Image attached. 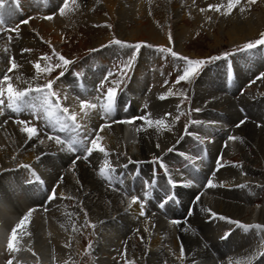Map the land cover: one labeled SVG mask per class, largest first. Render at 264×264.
<instances>
[{
    "label": "rangeland",
    "instance_id": "obj_1",
    "mask_svg": "<svg viewBox=\"0 0 264 264\" xmlns=\"http://www.w3.org/2000/svg\"><path fill=\"white\" fill-rule=\"evenodd\" d=\"M126 1L127 0H121L126 8L133 7L131 5L132 3ZM137 1L143 6L145 13H147V16L151 19L155 28L160 32L163 38L162 41L149 38L132 40L128 36H132L129 32L133 29V22L131 23L128 20H126V22H121H125V27L127 26L126 28H128L126 32L127 36H124L122 30L124 31L126 28H119L117 16L108 12L102 0H92L90 2L88 0H75V5H73L72 0H69V8L66 9L63 15L58 11L63 0H6L5 7L2 10L6 22L0 25V29H3L0 30V76L3 74L11 76L13 83L17 87H27L30 82L44 83L47 78L55 76L56 72L59 70L54 69L50 74L41 73L37 79L33 80L32 78L37 76L33 61L39 60L41 67H47L49 64L56 63L58 58L55 57L52 51L53 48L70 59L71 63L63 70V75L57 77L54 81L53 89L57 90V94L61 97V103L64 106L68 107L70 111L77 112V118L87 129L84 133L85 135L88 133L95 135L94 129H98L101 123H106V127L101 131V143H103L108 150L107 154L94 150L89 156L90 161L97 165H101L107 160L115 168L113 175L122 174L123 179L125 177L131 178L133 170H136L135 178L140 186L148 175H164V170L159 166V161L154 162L152 160L153 156H159L164 161L169 172L172 174V179L179 180L180 178L181 180L182 178H188L190 180L193 177H198L200 174L205 175L208 172L207 168L210 167V154L206 157L208 142L212 139H216L220 146L221 144H228L229 153L227 155H224V157L220 156L222 155V150H220L218 154H215L216 156L214 155L215 165L217 166V161L219 160L221 166L231 165L236 167L233 171L240 178V183L236 185H231L230 183L223 188H221L218 183L215 187L207 188L209 190L208 192L205 191L206 188H203V186L199 188L195 187L192 183H185L187 187L186 191L190 192L191 196H194L197 189H202L207 198H218L223 196L226 197V195H228V193H226L227 189L234 190L235 195L232 196L241 198L245 204L246 213H244L242 217L235 218L226 212L223 213V215L229 216L233 220H246L248 223H254L256 220L259 221L257 219L259 209L264 204V156L257 151L256 145L243 142L239 139L240 135L237 132L234 134L230 132L231 127L235 126L237 123L223 116L218 117V113L223 110L224 106L215 107L214 111L210 110L211 115H209L203 111L204 107L199 106L197 101L195 102L194 100L196 96L199 97V93L203 91V88L208 87L203 81L208 79L211 83L209 85L214 84L218 86L219 89L222 88L221 90L226 92L231 91V89L234 90L232 96L235 98L255 91L257 92V98L255 97L250 102L247 101L243 104L238 103V108L235 107V109L241 110L243 108L242 112L247 114V116H251L250 118L257 121L261 119L264 122V77H260V86L249 83L253 74H256L260 69L259 73L264 72V44L256 45L253 49L245 50L242 48L245 41L258 38L260 32L264 31V0H239V3L233 8L231 13L207 9L206 7L209 3H223L226 7L227 0ZM175 6H178V8H174ZM201 9H204V11H201ZM174 10H178L177 15L174 13ZM52 12H55L56 15L52 19H48V14ZM195 14L202 17V22L200 24L196 22ZM182 16H184L186 28L189 29V31L187 30V33L184 35L178 36L180 30L178 28V23H182ZM136 18H140L139 14L136 15ZM26 19L28 23H21V21ZM34 19L44 23H61L62 26L57 31L60 35V40L54 42L48 35L41 33L42 30H38L37 27H32L29 23ZM233 23L239 26H241V24H244V26L249 25L255 29L254 33L244 37L241 42L235 41L231 43L227 33H224L222 29L224 28L223 25L227 27ZM195 24H197L198 27H195ZM219 26L222 28L220 31L221 34L218 36L221 40L219 43L217 42V44L215 42V36L212 34L218 30ZM16 28H18V32L14 30ZM54 32L55 30L51 33ZM169 34L171 35V40H169ZM113 36L120 40L128 41V45L109 43ZM105 37V42H99L100 39ZM136 41H146L147 43L142 44L139 49H134L131 45ZM97 42L99 43L96 44ZM101 45H103V47H101ZM152 45L172 47L174 51L182 55H187L190 58L218 56L219 53L223 51L232 54L237 51L235 49H240L238 51L239 53L262 49L263 51L261 50V53L263 56H251L252 54H250L251 58H242V60L236 61V65L241 66L242 69L245 68L243 64L250 68L247 69V71L241 72L242 74L239 76L238 80L234 81L236 86L235 84L228 85L225 68L219 65H213L207 69L205 74H207L209 78H203V76H205V74H203L198 79L199 74H201L208 65L215 64V62H218L224 57L206 62L202 68L198 70L197 74L190 77L187 81H179L174 84L173 82L176 81L177 75L182 73L184 66L183 61H178V59L172 57L170 53L163 52L159 48L152 47ZM133 51L136 52L135 58L131 61V65L125 68L124 65L128 63L129 57L132 56ZM42 53H48L47 60L43 58L41 55ZM12 58L15 59L18 67L9 71ZM256 64L257 66H254ZM212 68L216 69L210 74ZM109 72L111 73V76L108 77L109 82L113 79L119 81L117 96H119L121 92H124L126 96L125 100H131L132 104L134 103L133 106L137 113L152 114L153 119L163 116L165 113L171 114L168 118H173L176 115L180 116V119L175 120L170 128L158 127L157 129L160 130L157 138L158 143L160 140H166L169 136V134L161 130L168 128L170 132L174 133L173 128L176 125L181 129L177 139L172 141L169 146L165 148L168 149V151H163L162 155L152 151L146 158H133L125 151L119 150V147L116 148L117 141H115V145H113V143L104 139L102 133L109 126L113 127L110 123L116 120V116L113 118V111L107 118L110 123L105 121L103 118V110L99 107L100 101L98 99L96 86ZM85 75L87 80H85ZM254 77L256 78V76ZM93 78H98V81ZM88 79H91L93 82L89 83ZM165 81H168V83L165 84ZM201 82H204L202 86H200ZM133 85L135 87H133ZM163 86H168V89L171 88L173 93L183 90L185 95H168L163 98L166 104L163 103L164 108H162V110H151L150 105L154 104V100L152 99L153 103H151V101H147L146 98H148L152 90L162 88ZM225 88L229 90L227 91ZM241 89H243V92H241ZM36 95L38 94H26V102L38 103L35 99ZM4 99L5 103L0 105V107L4 109L0 112V150L3 151L1 161L6 162L7 165L0 167V169H3V171H0V174L4 175V181L8 183V186H11L12 192L19 193L20 199H30L26 201L29 202L32 207L42 205L40 203L43 202L45 205L49 206L47 209L48 213H51V215L59 219V225L55 231L56 234L72 237L74 239H72V243L76 245L77 251L76 256L74 254L73 258H70V264H94L100 253L99 250H97V245L100 241V232L106 225L102 224L101 221L99 222V220L91 214V210L85 205L82 198H76L71 192H66L58 203L53 202L54 199L48 201L46 195L47 192L51 191L56 182L54 183V180L45 177L43 174V167H48L52 164H60L70 172L74 180L75 177L77 178V175L72 169V161L70 158L74 153L62 149L54 141H49L46 135L43 143H38L36 137L27 140L26 134L22 133L20 130L22 126L17 123V116L23 120L30 119V113L27 111L26 105L20 113H15L12 109L7 107L6 96ZM81 99H92L94 103H97V109H91L87 114L81 112L79 104ZM154 105L157 106V103ZM196 109H199V111H196ZM189 118L198 121V123L189 124L187 132H185V124L188 122ZM166 120L168 123H171L168 119ZM5 121H7V123H5ZM37 123L38 127L42 128L43 133L46 134L47 131L51 130L50 126L43 125V121ZM5 125L9 127L15 125L18 126L19 129L14 130L12 128H5ZM57 134L60 133L57 132ZM63 135L71 136L72 132H65ZM230 135H235L238 139L229 140L228 137ZM26 140L27 143L25 142ZM236 143L241 144L243 150L238 151V149L235 148ZM180 144L181 148L176 149ZM213 150L214 152L218 151V149ZM253 151H256V153ZM244 153H248V155H251V157L255 158L257 161L255 162L247 159L243 156ZM76 154L83 155L81 152H77L75 155ZM1 161L0 165L2 163ZM124 163L126 164L123 165ZM24 165H30V168L24 167ZM32 170H35V173L40 176L43 181V186L35 180ZM230 174H232L231 171ZM104 179L105 178L102 177V180L105 183L107 182L106 184L110 186L109 181ZM128 182L129 181H126L124 185H120L119 180H117L113 188L120 189L119 191L123 193L127 201L130 194L142 195L141 198L143 197L142 199L145 200V215L140 214V205L138 202L124 206L123 200L119 202L118 206H122L123 209L126 208V213H131L133 211L132 209L134 208L131 209L130 206H136L137 209H134L136 218L138 220L141 219L140 221L144 222V224L146 223L145 227L154 234L155 231L153 228L161 223V220H150V215L154 213V207L156 208L155 205H159L160 201L163 199L164 192L159 190L157 194L159 197H151L153 198L151 201L149 198L150 195L156 197L154 195V187L150 186L144 190V187L134 185V188H130ZM205 184L206 181L204 182V186ZM56 190L58 192V189ZM125 191L127 195L124 194ZM145 191L148 192L147 197L143 195ZM25 196H27L26 199H24ZM57 196L55 199L58 198ZM191 200L192 197L191 199L188 197L187 202H191ZM49 203L51 205H49ZM54 203H56L55 206L60 205V211L53 209L55 207H53ZM152 203L154 206H152ZM111 204L107 205L111 207ZM178 207V205L175 206L172 204L171 208L168 207V212L172 209L177 213L181 212L177 211L180 209ZM189 207L188 205L187 208ZM35 208L37 209L39 207ZM85 210L87 213V220L85 219ZM183 212H185V209H183ZM183 214L187 216V211ZM163 215H165L164 218L166 220L170 221L168 213H163ZM130 216L131 215L128 217ZM116 218L117 220L115 222L118 223L121 228H126L127 231L135 230V226L132 225L131 229V225L125 224L122 218ZM187 218H189V216H187ZM88 221L93 222L94 227L89 224ZM199 221L200 222L196 224L194 222L192 223L195 225L196 231L202 230L201 220ZM210 223L216 225L218 237L216 240L212 241L214 247H211L208 258H203L201 256H199V258L208 259V262H204V264H226L228 257L229 259L233 257L230 252L231 248H236L240 242L243 241L241 240L243 238L241 237L243 230L239 227V230L234 233L230 232L227 238L221 239L223 233L231 227L229 226L230 222L212 217ZM255 224H260V221ZM197 226H199V229ZM252 230L254 240L261 245V242H264V229L252 228ZM201 233L203 234L204 232L201 231ZM167 236V234L162 235L160 240L162 243L155 245V247L153 246L152 252L157 255L160 253L161 264H181L178 257L180 247L184 243L183 239L181 238L179 241L180 243L177 245ZM134 238L137 247L146 246V243L140 235H136ZM61 241V243L64 244L70 242L68 239H61ZM207 246H209V244H207ZM146 252L148 253L145 254V257H142V264H148L146 256L149 254V251ZM9 254L10 253L6 252L5 249V255L10 257ZM194 256H189L185 253L182 264H200L201 260L193 258ZM112 258L117 264H133L117 254H114ZM261 258L263 259L261 260ZM255 261L254 264H264V253H261V257Z\"/></svg>",
    "mask_w": 264,
    "mask_h": 264
},
{
    "label": "bare ground",
    "instance_id": "obj_2",
    "mask_svg": "<svg viewBox=\"0 0 264 264\" xmlns=\"http://www.w3.org/2000/svg\"><path fill=\"white\" fill-rule=\"evenodd\" d=\"M88 1L90 2L92 0ZM102 1L104 7L108 10V12L117 16L118 21L120 22H118L119 28L125 27L126 20L131 23L133 22V29L130 30L131 32H129L130 34H132V36H128L129 38H131L132 40H142L149 38L152 40L162 41L163 38L160 32L155 28V25L147 16V13H145L143 6L137 0L126 1L132 3L131 5L133 7L130 8H126L121 0ZM174 8L177 9L178 6H175ZM177 11L178 10L174 12L176 15ZM137 14H139V19L136 18ZM195 15L196 22L200 24L202 22V17L198 14ZM122 21L125 22L121 23ZM29 24L32 27H37L38 30H42L41 33L48 35L53 39L54 42L60 40V35L57 33V31L62 26L61 23H44L34 19ZM223 26V29L221 28V26H219L220 28L218 27V30L215 31L214 34H212L215 36L216 43H219L221 40V38L218 37L219 34H221V29L222 31H224V33H227V36L231 43L235 41H243L244 37L252 35L255 30L249 25L244 26V24H241V26H239L236 23H233L232 25H229L227 27L226 25ZM186 27L187 26L184 21V16H182V23H178V28L180 29L178 32V36L184 35L185 33H187V30L189 31V29H187ZM195 27H198V25L195 24ZM127 29L128 28H126V30L124 31L122 30L124 36H127ZM53 30H55V32L51 33ZM105 40L106 37L100 39L99 42H105ZM99 42H97L96 44H98ZM252 53L253 51L241 52L235 54L234 57L237 58L238 55H242L243 57H250V54ZM245 68L247 70L248 67L245 66ZM256 74L253 75V78L251 80L257 86H260L259 78L254 77L256 76ZM204 77L209 78L207 74L203 76V78ZM85 80H87L86 75ZM208 80H203L208 87L203 88V91L199 93V97L201 98L196 96L194 100L195 102L197 101L199 106L204 107L203 111L206 114L211 115L210 110L214 111L215 107L224 106V111H220L218 113V117L223 116L226 117V119L237 123L238 120L243 119L245 116H247V114L243 113L239 109H235V107L238 108V103L243 104L247 101L250 102L255 97L257 98V92H249L248 94L246 93L238 98H235L234 96H232L234 90L231 89V91L226 92L224 90H221L222 88L219 89V87L214 84L209 85L211 83ZM204 82H201L200 86H202ZM133 87L135 86L133 85ZM167 90L168 86H163L162 88L154 89L149 93V96L148 98H146V100L151 101V103L154 102V104L157 103V106H155L154 104L150 105L151 110H162V108H164L163 103L166 104V101H164V99H161L159 94L167 92ZM120 99L125 98L122 95L119 100ZM152 99L154 100L153 102ZM122 108L124 111L127 107L126 105H122ZM221 113L224 115H222ZM142 115L144 114H141V116ZM125 116H136V114L130 108L128 112L124 111L123 117ZM150 116L153 118L152 114ZM137 117H140V115H138ZM168 117L169 116L165 117V119H168L171 122L170 124L173 125V118ZM247 117L248 119L245 120V123L243 125H240L239 127H236V125L232 126L230 132H233V134L237 132L240 135L239 139L241 141L256 145L257 151L262 153V155L264 156V122L261 119H259L258 121L253 120L252 118H250L251 116ZM115 118L116 120L113 123H110L111 125H113V127L109 126L102 133L104 139L110 143H113V145H115L114 142L117 141L116 148L119 147V150L125 151L130 157L133 158H146L152 151L159 155H162L163 151H165L164 149L168 147L172 141H175L181 132V129L177 125L175 127L173 126L174 133L170 132L168 128L163 129L161 131H165L167 134H169V136L166 140H160L158 143L157 138L160 130H157L158 127H156V125H152L151 127L145 126L144 128H141L140 125L144 122L139 120L133 121L131 123L125 122V124H123L121 119L122 117L119 112H117ZM5 128H12L14 130L19 129V127L15 125L12 127L5 125ZM157 144L159 145V147H157ZM218 145V141L216 140L210 142V144H208L209 153L210 148L211 150L218 149L217 152L213 153V156L215 154H218L220 150H222L223 152V157L224 155H227L229 153L228 144H221V146L219 145V147ZM235 148L238 149V151L243 150V146L241 144L236 143ZM253 152L256 153V151ZM2 153L3 151L0 150V161L2 160ZM76 155L74 153V155L70 157L71 161H73ZM82 156L80 160L76 161L75 167L72 168L77 175V178L75 177L74 180L70 172L60 164H52L51 166L49 165L48 167H43V174L47 179L54 180V183L59 180L61 174H63V180L59 185H57L58 198H54L53 202L58 203V201L61 199V196L59 195L60 192H63L64 195L66 194V192H71L76 198H82L85 205L91 210V214H93L95 218L99 220V222L101 221L102 224L106 225V227L103 228V230L100 232V241L97 245V250H99L100 253L99 257L96 258L94 264H117V262H115V260L112 258L114 254L123 257L125 260L130 261L133 264H142V257H145V254L148 253L146 251H149V254L146 256L148 264H161L160 253L159 255H157L156 253H153L152 250L153 246L155 247V245L162 243L160 242V240L162 235L164 234H167V237H170V240L177 245L178 243H180L179 241L182 238L184 242H182V245L185 248L184 252L189 256L196 255L193 258L201 260L200 264H204V262H208V259H200L199 256L208 258L211 247H214L212 241L216 240V238L218 237L216 227L212 223L208 222V214L204 211V209L211 208L213 211L222 214L226 212L234 218L242 217L244 216V213H246L245 204L241 200V198H239L238 196H232L235 195L234 190L227 189L226 193H228V195H226V197L223 196L218 198H207L205 192H203L202 189H197L195 195H200V201L194 204V212L189 218H187V223L181 222L180 224H174L171 221L172 219L168 221L164 218L163 215L155 212L154 214L150 215V220L159 219L161 220V223L153 228V230L155 231L153 234L145 227L146 223L144 224V222L140 221L141 219L138 220L136 218V214L134 211V209H137L136 206H130L131 209L134 208L132 209L133 211L131 213H126V208L123 209L122 206H118L119 202L123 200L124 206H128L129 203L122 192L118 191L117 188L115 189L109 186L108 184H106L107 182L105 183L102 180V177L98 174L97 171L100 165H97L96 163L90 161L89 158L85 160L84 158H82ZM243 156L249 160H253L255 162L257 161L255 158H252L251 155H248V153H244ZM1 162L2 163L0 167L7 165L6 162ZM233 169H236V167L231 165L222 166L220 167V169H217L216 166H214L212 167L211 174L207 176V179L213 178L215 184L219 183L221 188L225 187V185L227 186L230 183L231 185H236L240 183V178L236 175V173H234ZM230 171L232 174H230ZM3 176V174H0V231H3L5 235L7 233L9 236L11 227L18 223L23 213H25L27 209L32 206L29 204V202H27L28 200H30L26 199L27 196H25L24 198L27 201L22 200L23 198L20 199L18 192H12L11 186L7 185L8 183L4 181ZM211 187L212 186L205 187L203 185V188H206L205 191L207 192L209 191L207 188ZM194 196H192V198ZM191 202L187 204V207L188 205H191ZM40 204H42L44 207H39L37 209L35 208V211L30 217L29 223L24 225L22 229L17 230V245L19 248L27 249H25V257L26 259L31 261V263L29 264L69 263L70 258H73L74 254L76 256L77 251L76 245L72 243L73 238L56 234L55 231L58 228L59 219H57V217H55L54 215H51V213H48V205H45L44 202ZM55 204L56 203L53 204V207L55 206ZM107 204H111L112 206L109 207V205ZM49 205L51 204L49 203ZM53 209L60 211V205L55 206ZM114 209L116 210V212ZM126 215L131 216L128 217ZM174 216L184 217L186 215L175 214ZM116 217L122 218L125 224L131 225V229L132 225L135 226V230L127 231L126 228H121L119 224L115 222L117 220ZM257 219L261 222H264V204L259 209ZM199 220H201L202 223L201 231L204 232L203 234L201 233V231H196L195 225L192 224L193 222L195 224L197 222H200ZM197 227L199 229V226ZM25 232L27 234H24ZM136 235H140L143 238L146 246L137 247L135 245L134 237ZM61 239H68L70 242L64 244L61 243ZM207 244H209V246H207ZM259 247L260 243L251 238L244 240L236 248L230 247V252L233 257H230V259L228 257V259L226 260V264L227 261H231L232 264H244L259 252ZM6 252L8 251L6 250ZM8 259L9 257L5 255V248L1 247L0 244V264H7ZM14 264L19 263L14 262Z\"/></svg>",
    "mask_w": 264,
    "mask_h": 264
},
{
    "label": "snow or ice",
    "instance_id": "obj_3",
    "mask_svg": "<svg viewBox=\"0 0 264 264\" xmlns=\"http://www.w3.org/2000/svg\"><path fill=\"white\" fill-rule=\"evenodd\" d=\"M73 5H75V0H72ZM239 3V0H227L226 7L223 3H217V4H207V9H212L216 11H223L225 13H231L233 8ZM6 0H0V25L5 24V17L3 15V9L5 7ZM69 8V0H63V3L58 8V11L61 15H63L66 11V9ZM201 11H204V9H201ZM56 15L55 12L49 13L47 18L52 19ZM30 19V18H29ZM21 23H28V20H23ZM110 26V25H109ZM3 30V29H0ZM18 32V28L14 29ZM169 40H171V35L169 34ZM109 43H116L121 45H128V41L120 40L113 36L112 40L109 41ZM147 43L146 41H136L134 44L131 45L134 49H139L142 44ZM264 44V31L260 32L258 38L253 40L245 41L242 45V48L247 49H253L256 45ZM103 47V45H101ZM152 47H156L161 49L163 52L170 53L172 57H175L178 59V61H183V70L182 73L177 75L176 81L173 83H178L179 81H187L190 77L197 74L198 70L202 68V66L206 62H210L216 59H219L220 57H228L230 55L229 52L223 51L219 53L218 56H207L202 58H190L187 55H182L181 53L174 51L172 47H165L163 45H152ZM239 51L240 49H235ZM23 51V50H22ZM55 57L58 58V61L56 63L49 64L47 67H41L40 61L36 60L33 61L34 67L37 71V76H34L32 79L35 80L37 77L41 74H50L53 72L54 69H58L59 71L56 72L55 76H51L50 78L46 79V82L44 83H29L27 87H17L13 81L12 77L3 74L0 76V105H3L5 103V96L7 98V107L9 109H12L15 113H20L22 109H24L26 105L27 111L30 113V119L29 120H23L20 119L19 116H17V123L21 125V132L25 133L27 136V140H31V138L36 137L38 143L44 142V137L46 135L47 139L49 141H54L57 145H59L62 149H66L71 153H77L81 152L83 154V158L87 160L89 156L94 152V150H98L100 152H103L107 154V149L105 148L104 144L101 143L102 137H101V131L106 127V123H101L99 125L98 129H94L95 135H92L91 133H88L85 135L84 133L87 131L86 127L81 124L80 120L77 118L78 114L76 111H70L68 107L64 106L61 103V97L58 96L57 90L53 89L54 81L57 77L63 75V70L71 63V60L66 58L64 55H62L60 52L56 51L54 48L52 49ZM45 60L48 59V53H42L41 54ZM136 52L133 51L132 56L129 57L128 63L124 65L125 68L129 67L131 65V61L135 58ZM18 65L15 62V59L12 58L11 62V69L17 68ZM231 75V73H230ZM111 76V73H107L105 75V78L99 81V84L96 86L98 91V99L100 101L99 107L103 110L104 113V119L107 123H110L108 121V115L112 113L115 110V101L116 96L118 92V80H111L108 81V77ZM259 77H264V72H260L258 74ZM168 81H165V84H167ZM251 84L252 81H249ZM106 88V90H105ZM241 92H243V89H241ZM29 93H35L38 94L35 96L36 101L38 103H27L25 100L26 94ZM168 95H179L183 96L185 95L184 91L181 90L180 92L173 93L172 89L169 88L167 92L159 94L160 98L163 99ZM54 98V99H53ZM80 104V110L81 112H84L87 114V112L91 109H97L98 105L97 103H94L92 99H81L79 101ZM4 109L0 107V112H2ZM182 111V110H181ZM196 111H199V109H196ZM243 111V108L241 109ZM170 113H165L164 116L158 117L153 119L148 113H145L144 115L137 117V116H125L121 119L124 122L131 123L133 121H143L140 125L141 128H144L145 126L151 127L152 125H156L157 127H171V124L168 123V121L165 119V117L170 116ZM180 116L176 115L173 117V122L175 120H179ZM248 117L245 116L243 119H240L237 121L236 127H239L240 125H243L245 123V120H247ZM36 121V122H33ZM43 121V125L50 126L49 131L47 133L42 132V128L38 127V123ZM7 123V121H5ZM192 123H198V121H194L191 118H189L188 122L185 124V132H187L188 125ZM259 126V122H258ZM72 132L71 136H65L63 133L65 132ZM59 132L60 134H57ZM80 133V134H77ZM229 140H237L238 137L235 135H230L228 137ZM27 140L25 141L27 143ZM157 147L159 145L157 144ZM165 151H168V149H165ZM81 156L76 155L75 158L72 161V167H75L76 161L80 160ZM152 160L154 162L159 161V166L164 170V174L167 177V183L169 186H171L173 189L176 185H183L185 183H192V181H185V180H174L171 177V173L169 172V169L167 168L164 161L159 156H153ZM235 163V162H232ZM221 166L220 161H217V168ZM24 167L30 168V165H24ZM0 171H3V169H0ZM99 174L109 181V184L111 187H115L116 181L119 180L120 184L123 185V176L122 174H118L116 176L113 175L115 172V168L113 165H111L107 160L102 163L98 168ZM33 176L35 180L43 186V181L41 180L40 176L35 173V170H32ZM63 180V174H61L60 179L56 181V184L53 185L51 191L47 192V200L52 201L57 196V185L61 183ZM156 180L155 178L151 181V184H155ZM149 183L145 182V188L149 187ZM215 187L216 184L214 182L213 178H208L205 184V187ZM118 191L120 189H117ZM127 195V192L124 193ZM59 195L61 197L64 196L63 192H60ZM145 197L148 196V192L145 191L143 193ZM168 201H174L176 203L179 202V197L175 191H170L166 193L163 196V199L159 203L160 208H164L166 202ZM200 201V195L196 194L192 198L193 205ZM139 203L140 205V214L145 215L144 206H145V200L141 198V196L138 195H131L128 198L129 205L133 203ZM35 207H44L43 205H37ZM35 207H30L27 209L25 213H23L22 217L19 219L18 223L13 225L10 230V235L7 239V248L11 252L15 248V242L17 240V230L22 229V227L29 223L30 217L32 213L35 211ZM46 211V209H45ZM187 216H191L193 214V207L187 208ZM204 211L208 214V218L211 219L212 217H216L225 221H229L230 223L236 224V225H242L245 228H260L264 229V224H244L240 220H233L231 217L223 215L221 213H218L216 211H213L211 208H205ZM85 219L87 220V213L85 210ZM181 222L187 223V217H173L172 223L174 224H180ZM89 224H91L94 227L93 222L88 221ZM231 232V228L226 230L223 233V236L221 239H225L229 236ZM24 234H27L26 232ZM260 253H264V242H261V245L258 249ZM255 254V253H254ZM185 256L183 245L180 247V253L178 259L181 261V264L183 262V258ZM7 264H14V261L11 257H9ZM227 264H232L231 261H227Z\"/></svg>",
    "mask_w": 264,
    "mask_h": 264
}]
</instances>
